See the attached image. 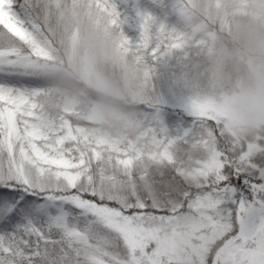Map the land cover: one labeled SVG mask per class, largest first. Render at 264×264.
<instances>
[{"label":"snow or ice","instance_id":"snow-or-ice-1","mask_svg":"<svg viewBox=\"0 0 264 264\" xmlns=\"http://www.w3.org/2000/svg\"><path fill=\"white\" fill-rule=\"evenodd\" d=\"M104 7L144 93L135 141L52 100L32 0H0V264H264V142L201 114L170 0Z\"/></svg>","mask_w":264,"mask_h":264},{"label":"rangeland","instance_id":"rangeland-1","mask_svg":"<svg viewBox=\"0 0 264 264\" xmlns=\"http://www.w3.org/2000/svg\"><path fill=\"white\" fill-rule=\"evenodd\" d=\"M238 1L232 0V4L238 7ZM37 2L44 7L43 18L53 22L43 19L40 29L45 42L39 58L40 78L43 81L54 75L68 77L67 73L58 74L66 71L67 64L87 89L92 88L90 93L75 88L68 91L56 82L54 89H47L52 100L69 106L73 118L82 124L112 126L110 130L118 125L142 132L143 103L139 102H144V93L130 60L119 47L115 37L118 32L108 17L104 0H32L33 6ZM170 4V28L180 45L177 54H182L196 82L201 114L216 125L227 141L241 145L264 142V39L245 51L228 45L220 31L231 35L232 30L220 13L221 2L216 0H170ZM255 8L256 5H249L253 14ZM236 10L239 15V11L246 12L241 7ZM52 33L59 35L54 45ZM247 35L254 43L255 35L250 30ZM193 52L199 56L193 57ZM169 75L162 69L157 86L166 88ZM106 95L120 101L109 104L103 98ZM125 96L130 97L129 104L124 101Z\"/></svg>","mask_w":264,"mask_h":264},{"label":"trees","instance_id":"trees-1","mask_svg":"<svg viewBox=\"0 0 264 264\" xmlns=\"http://www.w3.org/2000/svg\"><path fill=\"white\" fill-rule=\"evenodd\" d=\"M216 1L221 2L222 9H220V13L222 12V16L226 20V24L229 31L232 30L231 31L232 36L229 35L228 33H225L224 30L220 31L221 33L220 35L222 36V38H224V41L228 45L230 46L232 45L231 47H235L237 49H242L243 51H245L248 50L247 48L251 47L252 44L255 45L260 44V41L264 39V0H239L238 7H241L244 11H246V12L239 11L240 15L237 13L236 10L238 8L237 5L235 3L232 4V0H216ZM249 5L252 6L256 5L255 8L256 14H253V11L251 9L249 10ZM32 11L34 17L36 18L40 26V29H42L43 26V19H45L49 24H53V22L50 19L43 18L44 7L41 6V3L37 2V4L33 6ZM215 28L217 30L216 26ZM184 29L186 30V28ZM248 30H250L252 34L255 35L254 43H251L250 41L251 38H249L247 35ZM57 37H59L58 34L52 33V35H50V39L53 41L52 45H54ZM115 37L119 39V33H117ZM243 43H246L248 46L247 47L242 46ZM55 49L56 50L58 49L57 45H55ZM190 52H192V50H190ZM191 54L193 57L195 55L199 56V53L196 52H193ZM180 55L182 54L180 53ZM64 68L66 69V71L61 70V72L58 74L67 73L68 77L60 78L59 76H55V75L48 77V79L43 80L46 89H54L53 83L60 82L61 84L59 86H63L68 91H72V89L74 88L82 89V90L85 89V92L88 90L89 93L92 91V88L87 89L88 86L85 84V82L82 81L81 78L75 72H73V70L69 68L67 64H65ZM92 96H95V92H92ZM103 98L109 104L110 102L120 101V99L118 98L115 99L116 97L111 98L108 95L103 96ZM124 99H125L124 101L127 102V104H129L128 102H130V97L125 96ZM132 102L135 103L136 101L132 100ZM139 103H144V102H139ZM61 107L63 108L64 105H61ZM64 108H67L70 111H72V109L69 108V106H66ZM83 125L95 130L96 133L99 134L100 136L115 141H124V142L135 141L140 137L142 133V132H137L135 128L126 129L127 127H125L121 129V127H119L118 125H116L112 130L108 129L111 128L112 126L106 127L105 125L102 124H100L99 126H96L92 123L83 124ZM139 130L142 129L139 128Z\"/></svg>","mask_w":264,"mask_h":264}]
</instances>
